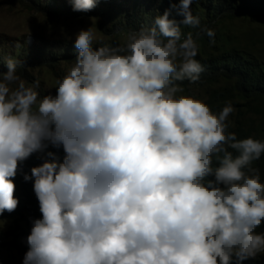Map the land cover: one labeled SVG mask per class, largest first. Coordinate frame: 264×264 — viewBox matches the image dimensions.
<instances>
[{"label":"clouds","instance_id":"obj_1","mask_svg":"<svg viewBox=\"0 0 264 264\" xmlns=\"http://www.w3.org/2000/svg\"><path fill=\"white\" fill-rule=\"evenodd\" d=\"M97 0H71L88 12ZM193 0L173 3L123 45L93 46L92 27L55 94L0 73V215L18 206L14 178L34 153L40 218L22 264H242L264 254V141L227 132L219 113L183 94L199 81ZM173 10L177 21L170 18ZM214 44L215 31L203 28ZM49 146L65 153L61 162Z\"/></svg>","mask_w":264,"mask_h":264},{"label":"rangeland","instance_id":"obj_2","mask_svg":"<svg viewBox=\"0 0 264 264\" xmlns=\"http://www.w3.org/2000/svg\"><path fill=\"white\" fill-rule=\"evenodd\" d=\"M63 1L66 2L65 12L57 17L51 12L52 6H46L53 4L60 8ZM162 1L164 11L170 9L173 3L179 4V0ZM233 1L193 0L192 12L200 18V26H183L182 32H191L198 37L197 60L235 51L243 59L256 63L259 71L264 73V21L226 13L225 10L212 13L214 3H221L224 7ZM134 2L104 0L100 3L101 12L97 4L88 12H78L73 10L71 0H0V64L7 65L9 59L23 62L17 67V75L29 86L33 81H39L37 91L41 97L49 91L55 94L57 80L63 78L73 64L77 54L75 38L81 29L92 27L95 33L94 47L123 45L130 30L141 29L129 24L136 5L137 14H143L145 26H152L154 19L161 15L158 6L149 11L146 7L140 9L139 2ZM170 18L177 21L182 19L174 10ZM203 28L215 31L214 44H210L211 38L202 31ZM236 86L235 79L218 78L203 84L183 86V94L201 99L218 113L231 103L234 111L227 118V132L236 133L240 139L253 137L264 141V99H246L236 90ZM51 149L65 155L62 147L49 146L46 151ZM38 154L47 158L45 153ZM34 195L33 201L36 198ZM40 217L38 203L23 202L20 208L0 220V264H22L29 247L27 237L32 227L31 220ZM262 228L264 225L257 231L264 230ZM249 260L264 264V254Z\"/></svg>","mask_w":264,"mask_h":264},{"label":"trees","instance_id":"obj_3","mask_svg":"<svg viewBox=\"0 0 264 264\" xmlns=\"http://www.w3.org/2000/svg\"><path fill=\"white\" fill-rule=\"evenodd\" d=\"M104 2V0H97L96 4L98 7V11H102L101 8V2ZM135 4L136 2H139V8L143 9V7H146L149 9L155 8L158 6L159 10L161 11V15H163L164 8V1L162 0H134ZM210 5V3H209ZM46 6H52L51 12L54 16L58 15L60 16L61 13L65 12L66 9V2L60 3V8L54 7L53 4ZM137 6H133V18H131V21L129 24H132L135 28H142L145 26L143 25L144 19L143 14H137ZM212 6V5H211ZM150 7V8H149ZM64 8V9H63ZM96 8V5L95 7ZM212 13L215 14L216 10H225L226 13H233L237 15H247L249 17H254L259 20L264 21V0H235L232 3H227L223 7L221 3H214V5L211 8ZM63 15V14H61ZM57 17V16H56ZM149 25H146L147 27ZM51 55V54H50ZM51 57H54L51 55ZM200 63L204 66V72L201 73L199 81L195 83H190L188 80H184L181 83V86H188V85H194V84H203L205 82H211L215 81L218 78H223L225 80H236V90L242 94H244V98L246 99H253V100H259L264 99V73L259 71V67L256 63H253L251 61H247L242 58L239 54H237L235 51H231L228 53H222L220 55H217L215 57L207 58L204 60H199ZM0 70L2 72H6L7 67L5 65L0 64ZM214 113H218L212 110ZM51 152H54L56 154V157L61 161L64 158V155L59 152V150L51 149ZM44 162V158H42L38 153L32 154L27 160L23 161L19 168L16 177L14 178V183L16 185L15 190V197L18 199L19 203L16 209L20 208L23 202H31L33 204H37V198H34V201L32 199V194H35L33 191V180L25 181L23 179V176L25 173L28 175H31V168L35 166H39ZM253 166L258 168L261 175V181L264 182V154H262L261 158L257 161L253 162ZM34 197H36L34 195ZM15 209V210H16ZM12 213V212H11ZM9 213L4 212L2 215H0V220L4 219ZM264 229V228H262ZM264 231V230H261ZM235 264V261H234ZM242 264H258L257 261H250L249 259L242 262Z\"/></svg>","mask_w":264,"mask_h":264}]
</instances>
